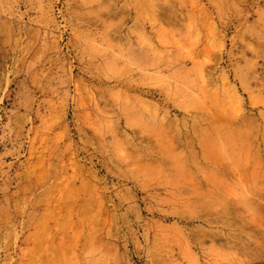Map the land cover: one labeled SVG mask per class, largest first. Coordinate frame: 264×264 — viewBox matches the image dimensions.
<instances>
[{"label":"rangeland","instance_id":"374dc122","mask_svg":"<svg viewBox=\"0 0 264 264\" xmlns=\"http://www.w3.org/2000/svg\"><path fill=\"white\" fill-rule=\"evenodd\" d=\"M0 264H264V0H0Z\"/></svg>","mask_w":264,"mask_h":264}]
</instances>
